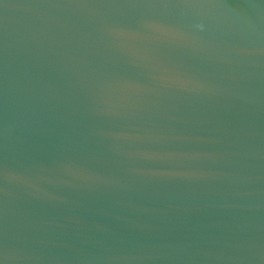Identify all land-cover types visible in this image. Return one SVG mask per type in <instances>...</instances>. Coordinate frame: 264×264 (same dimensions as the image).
I'll list each match as a JSON object with an SVG mask.
<instances>
[{"label":"water","instance_id":"1","mask_svg":"<svg viewBox=\"0 0 264 264\" xmlns=\"http://www.w3.org/2000/svg\"><path fill=\"white\" fill-rule=\"evenodd\" d=\"M0 264H264V0H0Z\"/></svg>","mask_w":264,"mask_h":264}]
</instances>
